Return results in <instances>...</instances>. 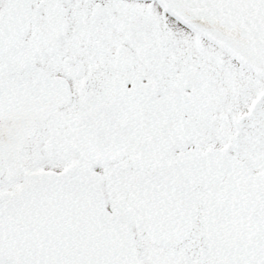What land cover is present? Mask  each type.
I'll return each instance as SVG.
<instances>
[{"label": "snow or ice", "instance_id": "obj_1", "mask_svg": "<svg viewBox=\"0 0 264 264\" xmlns=\"http://www.w3.org/2000/svg\"><path fill=\"white\" fill-rule=\"evenodd\" d=\"M0 264H264V0H0Z\"/></svg>", "mask_w": 264, "mask_h": 264}]
</instances>
